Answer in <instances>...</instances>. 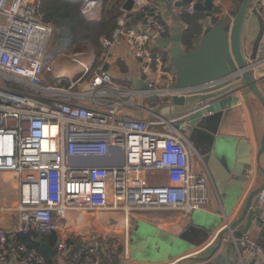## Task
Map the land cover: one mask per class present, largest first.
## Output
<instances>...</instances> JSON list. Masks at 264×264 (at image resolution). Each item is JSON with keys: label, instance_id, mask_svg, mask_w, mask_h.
Segmentation results:
<instances>
[{"label": "built area", "instance_id": "2783aa9c", "mask_svg": "<svg viewBox=\"0 0 264 264\" xmlns=\"http://www.w3.org/2000/svg\"><path fill=\"white\" fill-rule=\"evenodd\" d=\"M165 1L180 14H194L200 2ZM99 2L83 0L82 13L92 15ZM39 7L40 0H0V171L13 172L19 183V199L12 207L18 224L10 231L0 227V261L7 259V245L13 240L22 264H48L44 253L20 236L59 233L71 211H191L205 206L209 179L191 167L192 146L185 128L158 114L149 120L125 115L132 103L123 99L127 92L115 84L113 69L127 47L140 63L148 86L145 94L158 100L198 94L233 82L240 73L177 88L174 68L151 40V30L165 33L167 28L157 12L140 4L147 28L120 26L113 37L101 38L102 62L87 81L81 82L82 76L68 87L46 84V76L55 70L46 59L54 27L43 19ZM257 67L254 64L252 71ZM28 87L35 92H26ZM94 157H107L109 164H84ZM121 157L122 163H115ZM151 170L183 175L174 185L133 183L134 173ZM225 240L233 242L242 264H264L258 261L264 249L257 239L248 234L236 238L231 231ZM104 241L97 238L75 247L61 239L57 253L67 264H102L107 253ZM112 261L111 253L108 264Z\"/></svg>", "mask_w": 264, "mask_h": 264}, {"label": "crops", "instance_id": "0c3cea01", "mask_svg": "<svg viewBox=\"0 0 264 264\" xmlns=\"http://www.w3.org/2000/svg\"><path fill=\"white\" fill-rule=\"evenodd\" d=\"M199 3L208 7L213 5V12L218 11L215 16L219 19L231 10H237L241 0H200ZM140 4H146L149 10L157 12L167 28L165 33L151 30V40L159 48L161 47L157 45L156 34L170 36L175 32L174 29L179 22L185 24L180 12L168 6L165 0H137L133 15L130 17L122 5L124 14L119 18V26L134 30L147 28L143 16L138 18L142 15L138 10ZM255 7L259 8L264 16V0H254L244 23L246 56L251 55L253 43L260 30L258 20L252 16V9ZM97 10L98 8L87 17L100 19L102 9ZM197 45L198 43L196 47ZM262 45L258 53L257 60L260 64L257 69L264 74V39ZM93 52L95 62L102 54L97 57L95 51ZM78 54L82 53H77V56ZM119 55L118 65L113 69L114 82L127 92L123 99L132 103L127 105L124 114L142 120L152 119L155 114H159L160 107L150 106L152 101L145 94L146 81L139 61L127 47H123ZM168 60L170 62L169 54ZM259 87L264 95V79L259 82ZM237 96L239 97L237 105L223 112L206 115L205 120L197 124L194 130L185 129L187 140L192 146L191 167L199 173L203 172L209 179V201L205 206L191 211L180 209L71 211L66 228L56 233L57 242L61 239L68 240L76 247L91 243L97 238L105 240L107 253L102 264H108L111 253L112 264H190V259L213 251L218 245L220 233L238 218L249 193L262 183L261 179L257 181L256 155L264 132V107L254 95L249 97L251 108L241 92ZM248 146L251 147L252 167L249 170V180H246L247 173L244 171L241 174L235 171V168L238 155ZM182 175L180 171L151 170L134 173L132 178L135 184L147 182L174 185ZM18 199L19 183L16 174L0 171V227L9 231L16 228L18 215L12 207L16 205ZM245 224L246 220L237 228H243ZM259 232L260 229L253 224L248 235L260 241L264 249V239L259 237ZM227 235L224 236L222 246L215 252V256H221L223 264H233L234 258L226 245ZM23 236H20L22 241ZM7 247L8 257L5 261H0V264H22L13 240L9 241ZM50 258L52 264H67L58 253ZM258 261L264 263V251ZM236 264L242 263L238 259Z\"/></svg>", "mask_w": 264, "mask_h": 264}, {"label": "water", "instance_id": "95a60500", "mask_svg": "<svg viewBox=\"0 0 264 264\" xmlns=\"http://www.w3.org/2000/svg\"><path fill=\"white\" fill-rule=\"evenodd\" d=\"M253 2L254 0H243L237 10H231L221 16L216 23H213L211 19L214 6L208 7L206 4L198 3L197 10H204L208 15L203 23V33L198 37V45L192 51H187L184 43L183 30L186 26L182 22H179V25L174 29L175 32L170 36L156 34L158 46L167 51L170 56V64L176 73L175 86L177 88L202 85L225 77L234 71L240 73L235 81L218 85L198 94H176L163 100H158L155 95L148 96V99L152 101L151 108L159 105L158 115L160 117L173 119L174 125L179 129L194 130L197 124L205 120L208 114L223 112L233 105H237L239 102L237 94L239 92L242 93L250 108L249 97L251 95L256 96L264 107V95L259 87V82L264 79V74L260 69L252 71L254 64L256 66L260 64L257 59L264 39V16L259 8L252 9V16L258 20L260 30L253 43L250 56H246V45L243 39L244 23ZM135 6L136 0H126L124 2L123 9L129 13V17L133 15ZM145 23L147 22L145 21ZM144 89L148 90L147 84ZM263 155L264 132L256 155L257 181L261 179L262 183L249 193L238 218L229 223L227 228L220 233L218 245L214 250L190 259V264H223L221 262L222 257L215 256V252L222 246L224 236L231 231H233L236 238H241L249 234L251 226L254 224L260 229L259 237L264 239ZM122 160L121 157V160L115 163L120 164ZM88 161H84V164L95 166L109 164L107 157H94L91 162L87 163ZM251 167V147L248 146L238 155L235 171L241 172V174L245 171V174L247 173L246 180H249ZM244 220H246L245 226L237 228ZM35 241L50 257L57 255V245L51 246L43 241L41 237H38ZM226 245L234 258L232 263L236 264L239 258L235 245L233 242H228Z\"/></svg>", "mask_w": 264, "mask_h": 264}, {"label": "trees", "instance_id": "16d2710c", "mask_svg": "<svg viewBox=\"0 0 264 264\" xmlns=\"http://www.w3.org/2000/svg\"><path fill=\"white\" fill-rule=\"evenodd\" d=\"M108 1L103 0L101 18L97 20L90 19L82 13L83 0H40L39 11L43 19L54 27L53 42L46 53L47 61L59 54L67 53L75 45L82 43L92 45L97 57H99L104 51L101 38L113 37L116 29L120 27L119 18L124 14L121 9L115 12L109 11ZM217 13L218 11L216 10L211 14L213 23L218 21V17L215 16ZM207 15L206 12L202 11H196L194 14H181V19L186 24L183 34L187 51H192L196 48V44L199 41L198 37L204 30L202 21L207 18ZM141 16L139 15L138 18ZM164 53L168 58V53L166 51ZM34 91L35 89L28 87L26 92ZM37 237H41L49 245L55 246L57 242L56 232L48 234L31 232V234L22 237L23 242L44 253L47 263L52 264V259L46 254L40 244L36 243Z\"/></svg>", "mask_w": 264, "mask_h": 264}, {"label": "rangeland", "instance_id": "374dc122", "mask_svg": "<svg viewBox=\"0 0 264 264\" xmlns=\"http://www.w3.org/2000/svg\"><path fill=\"white\" fill-rule=\"evenodd\" d=\"M125 1L126 0H109L108 10L109 11L111 10L113 12H115L118 9L122 10V5L124 4ZM97 8L99 11H101L100 9L103 8V0H100ZM52 42H53V38L49 42L48 50L50 49ZM93 49L94 48L92 45L82 43L75 45L72 49H70L66 53L67 55L69 54L70 56L63 55V56H56L54 58H51L50 60L48 59V62H50L54 66L55 70L54 73L48 74L46 76L45 83L46 84L53 83L56 84L57 86L68 87L73 80L80 79V77L82 76L83 78L81 79V82L87 81L95 69L94 66L100 65L102 62L101 57L97 59L95 62H93L94 56L92 52L95 51V49L94 50ZM76 52L82 54H78L77 56ZM92 63H94L95 65H91ZM56 77H58L61 81H64V83L63 84L58 83ZM74 90H78V88L75 87Z\"/></svg>", "mask_w": 264, "mask_h": 264}, {"label": "bare ground", "instance_id": "6f19581e", "mask_svg": "<svg viewBox=\"0 0 264 264\" xmlns=\"http://www.w3.org/2000/svg\"><path fill=\"white\" fill-rule=\"evenodd\" d=\"M65 56H70L69 54L67 55L66 53H63ZM89 160V159H88ZM88 160H86V161H88ZM91 160H92V158H91ZM91 160H89L87 163H89V162H91Z\"/></svg>", "mask_w": 264, "mask_h": 264}]
</instances>
